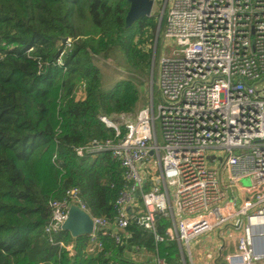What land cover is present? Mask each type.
<instances>
[{"label": "built area", "instance_id": "obj_1", "mask_svg": "<svg viewBox=\"0 0 264 264\" xmlns=\"http://www.w3.org/2000/svg\"><path fill=\"white\" fill-rule=\"evenodd\" d=\"M163 1L162 37L170 45L158 62L161 100L154 105L152 93L134 114H99L115 138L74 148L79 157L109 151L119 162L127 184L114 219L92 215L80 189L69 187L49 201L44 231L61 230L75 204L93 221L87 255L102 249V236L120 242L118 231L131 222L156 242L175 240L190 253L192 239L231 225L239 234L222 264H264V251L255 252L262 239L253 243L254 236L264 240V0ZM242 177L249 185L240 184ZM160 216L170 221L164 235L157 232ZM65 247L71 254V244Z\"/></svg>", "mask_w": 264, "mask_h": 264}, {"label": "trees", "instance_id": "obj_2", "mask_svg": "<svg viewBox=\"0 0 264 264\" xmlns=\"http://www.w3.org/2000/svg\"><path fill=\"white\" fill-rule=\"evenodd\" d=\"M128 7L127 0H0V264H152L132 249L183 264L177 241L156 242L134 222L118 231L120 242L102 236V249L89 255L88 235L44 231L49 201L69 187L80 189L92 215L114 219L127 184L119 162L109 151L79 157L74 148L115 138L99 114L138 110L136 83L104 89L93 61L117 48L131 69L150 71L158 18L126 27ZM169 225L160 216L157 232Z\"/></svg>", "mask_w": 264, "mask_h": 264}, {"label": "rangeland", "instance_id": "obj_3", "mask_svg": "<svg viewBox=\"0 0 264 264\" xmlns=\"http://www.w3.org/2000/svg\"><path fill=\"white\" fill-rule=\"evenodd\" d=\"M163 3H164L163 0H154L153 2L151 14L155 15L158 19H159L161 10H162ZM162 27L160 26V28ZM160 34L161 32L159 30V35L157 38V43H156L155 53H154V58H153V85H152L151 90H150V80H151L150 71L147 74V73H141L138 71H134L133 69H131L126 63L122 52L117 48H113L110 51L106 52L105 54L93 56L94 63L99 67L101 71L102 87L104 89H109L120 79H132L136 83L138 88L140 89V93H141L140 94L141 98H140V102L137 104V109H140L144 107L146 104H148L150 97H151L150 94L152 93H153L154 105H156L161 100V91L158 85L159 57L163 52H166L168 50L167 47L170 45L167 41L164 43L163 41L164 39L162 35L160 36ZM153 45H152V48H153ZM79 96H81V92L78 93V97ZM115 118L116 117L114 116V119ZM155 128H156L157 143L159 145H162V137H161L159 121H156ZM240 184L242 186L249 185V179L247 177H242L240 179ZM134 196L137 197L138 193L135 192ZM228 229L233 234L225 235L228 238L227 240L218 238L219 233L222 234L224 231L226 232ZM237 234H238V230L233 229L231 225H224L220 228H215L211 231H208L192 239L189 244V248L192 254H195L196 252H200V253L203 252V254H208V256H210V253H211V250L209 249L210 246L216 243L217 240H220L221 249L219 250L218 248L216 250L215 255L217 258H215L213 262H215V264H222L223 256L226 254V252L232 251L233 248L235 247V239H236ZM183 247L185 251V257H186L187 264H191L190 256L186 250L185 244L183 245ZM130 255L136 259H138V257H141V259L143 260H147V259L149 260L148 255L142 254L143 255L142 256L140 255L139 251H136L134 249H132V251L130 252Z\"/></svg>", "mask_w": 264, "mask_h": 264}, {"label": "water", "instance_id": "obj_4", "mask_svg": "<svg viewBox=\"0 0 264 264\" xmlns=\"http://www.w3.org/2000/svg\"><path fill=\"white\" fill-rule=\"evenodd\" d=\"M129 2V7L125 16V26H130L134 21L142 16H149L153 7L154 0H127ZM162 22V14H160L156 32L154 45L152 50V63L150 68V90L153 85V58L155 53V47L157 43V38L159 35V30ZM66 38H62L65 41ZM93 228V221L90 215L79 208L75 204H71L68 208L67 218L64 220L60 226L61 230L68 231L72 237H77L81 235H88ZM258 239H262V247L260 249H255V252L260 253L264 251V240L263 237L254 236L253 243Z\"/></svg>", "mask_w": 264, "mask_h": 264}, {"label": "crops", "instance_id": "obj_5", "mask_svg": "<svg viewBox=\"0 0 264 264\" xmlns=\"http://www.w3.org/2000/svg\"><path fill=\"white\" fill-rule=\"evenodd\" d=\"M227 228H229V227H227ZM222 234L219 233V237L218 238L227 240L228 238L225 235H231L233 233H231L230 230L228 229L226 232L224 231ZM238 234H239V231H238ZM218 248H219V250L221 249L220 240H217L216 243H214V244H212L210 246V248H209L211 250L210 256H208V254H203V252H201V253L200 252H196L195 253L196 255H195V254H192L191 251H190V253H188V254L190 256V262H191V264H215V262H213V260L215 258H217L215 254H216V250ZM139 253H140V255L146 254L149 257V254L146 253V252H144V251H142V252L139 251ZM181 258H182L183 264H187L186 257H185V251L183 253H181ZM134 259H136V258H134ZM149 259H150V257H149ZM137 260H141V257H138Z\"/></svg>", "mask_w": 264, "mask_h": 264}, {"label": "bare ground", "instance_id": "obj_6", "mask_svg": "<svg viewBox=\"0 0 264 264\" xmlns=\"http://www.w3.org/2000/svg\"><path fill=\"white\" fill-rule=\"evenodd\" d=\"M254 228L256 230H258V231H262L263 230V224H262V222H255Z\"/></svg>", "mask_w": 264, "mask_h": 264}]
</instances>
